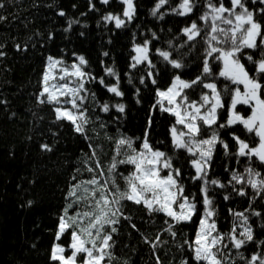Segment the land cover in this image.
<instances>
[{
	"label": "trees",
	"instance_id": "trees-1",
	"mask_svg": "<svg viewBox=\"0 0 264 264\" xmlns=\"http://www.w3.org/2000/svg\"><path fill=\"white\" fill-rule=\"evenodd\" d=\"M246 2L253 10L264 7L259 0L255 4L251 0ZM134 3L135 17L128 22L122 15L125 6L120 0H109L108 4L101 3V0H0L3 5L0 7V53H3L0 55V163L4 156L17 161L9 203L0 222V264H53L50 250L59 217L68 203L66 195L70 185L75 183L72 178L75 176L82 180L91 175L85 171L86 166L93 163L88 159L91 155L88 145H93L107 167L114 154L115 140L121 134L133 139L143 137L149 117L152 120L148 128L150 143L174 156V165L183 173L181 179L185 194L194 195L198 211L203 212L200 181L191 178L195 175L189 163L192 157L183 150L174 151L171 144L169 129L174 117L152 107L156 88H166L174 74L179 73L185 80L195 79L201 74L203 43L193 41L185 47L180 45L186 40L181 30L198 18L203 0H199L198 9L191 17H180L171 12L179 0H169L156 16L152 15V10L158 0H134ZM60 12L64 15H59ZM110 13L125 19V26L116 28L114 21H105L104 17ZM161 14L163 19L159 18ZM262 15L258 13L257 18H262ZM69 21L78 23L69 29ZM153 33L156 38H153ZM146 39L151 41L150 58L156 66L153 69L157 80L155 85L147 78L146 65L130 67L131 57L135 55L134 45L143 44ZM169 41H172V47ZM157 48L171 51L173 58L182 60L185 67L174 69L156 54ZM247 51L254 59L260 58L259 49ZM81 55L88 61L85 70L97 78L96 82L86 85L96 94V99L85 105L90 140L77 133L70 122L57 121L53 105L38 101L47 57L62 58L70 64ZM242 62L249 70L254 69L246 59ZM105 68H113L119 74L123 97H116L99 84L101 77L106 84L115 83L114 77L106 75ZM213 68L218 71L215 64ZM250 74L255 75V72ZM141 76L145 77L143 85ZM216 83L220 89L226 84L235 87L223 78L217 79ZM201 91L207 90L199 87L195 92L189 90L190 98L197 99ZM224 99L226 107L220 110L218 123H225L228 118V96L225 95ZM104 103L110 105L107 113L100 108ZM117 103L125 105L124 113L112 107ZM238 109L244 115L249 113L246 107L238 106ZM218 130L220 138L229 144L228 154L220 144L216 145L208 169L209 180L218 179L226 185L224 188L209 186V195L218 212V226L227 232L232 223L229 209H247L254 240H264V193L258 195L251 187L236 184V188L243 187L246 192L245 196H240L229 184L232 172L244 173L249 164L245 157L235 155L237 146L231 134L235 133L250 144L257 143V138L240 125ZM210 134V131L204 133ZM139 142L136 141L137 144ZM44 145L51 150L45 149ZM251 166L264 174V165L255 158ZM129 167L121 165L119 170L124 172ZM119 183L123 185L122 180ZM226 195L228 200L224 199ZM122 210L128 219L121 217L115 225L117 231L113 233L115 244L111 264H157V257L161 264H181L183 259L194 264L190 252L186 247L182 250L180 245L185 237H192L196 224L176 225L177 235L173 239L165 231L168 218L163 213L150 214L143 205L130 201L123 202ZM253 210L261 215H251ZM157 235L163 243L154 251L150 244L145 243L144 237L155 241ZM65 239L63 237L59 242ZM64 246L67 248V244ZM257 250L256 244L250 243L240 251L248 257ZM259 250H264V247ZM231 255L235 257L234 249ZM236 264L244 262L237 260Z\"/></svg>",
	"mask_w": 264,
	"mask_h": 264
},
{
	"label": "snow or ice",
	"instance_id": "snow-or-ice-1",
	"mask_svg": "<svg viewBox=\"0 0 264 264\" xmlns=\"http://www.w3.org/2000/svg\"><path fill=\"white\" fill-rule=\"evenodd\" d=\"M120 2L125 5L123 17L131 22L136 13L134 0ZM256 2L257 0H251L252 4ZM101 3L108 4L109 0H101ZM167 3L169 0H158L152 15L156 16ZM259 3L264 5V0H259ZM198 4L199 0H179L171 8V12L176 16L191 17L198 9ZM0 7L3 5L0 4ZM258 13L264 14V7L253 10L246 0H228L227 4L225 0H203L198 18L191 20L181 30L186 40L180 45L185 47L193 41L203 43L201 74L192 80L183 79L179 73L174 74L166 88H156L155 91L153 109L174 117V123L169 129L173 150H183L192 157L189 163L195 175L191 178L193 181H200L203 212L198 211L196 197L185 194L181 179L183 173L181 168L174 165V156L150 143L148 128L151 127L152 120L149 117L143 137L133 139L121 134L115 140L114 154L107 167L101 162L93 145H88L91 152L88 159L93 163L87 165L85 171L91 175L82 180H77L75 176L72 178L75 183L70 185L66 195L68 203L59 217L55 241L50 250L53 264H111L115 244L113 233L117 231L115 225L121 217L128 219L124 217L122 210L124 201L143 205L150 214L163 213L168 218L165 220V231L173 239L177 235L174 230L176 225L196 224L192 237H185L180 245L182 250L186 247L190 252L194 264H236L237 260L244 264H264V250H259L264 247V240H254L249 215L246 214L249 210L229 209L232 216L231 227L227 232L221 231L217 221L218 212L209 195V186L224 188L226 185L218 179L208 178L216 145L220 144L225 154H228L229 144L220 138L218 129L242 125L248 133L254 134L257 143L250 144L235 133L231 134L237 146L235 155L245 157L249 164L244 173L232 172L229 184L240 196H245L246 192L243 187L236 188V184L249 186L258 195L264 193V174L251 166L253 158L264 165V15L258 19ZM59 15L63 16L64 13L60 12ZM159 18L163 19V14ZM104 20L114 21L116 28L125 26V19L111 13ZM74 23L78 21H69V29ZM152 35L156 38L155 33ZM150 44L151 41L146 39L143 44L134 45L135 55L131 57L130 67L146 65L147 78L155 85L157 80L153 69L156 66L150 58ZM169 46L172 47V41H169ZM257 49L260 50V58L254 59L247 50ZM156 54L174 69L185 67L182 60L173 58L171 51L157 48ZM104 55L107 56L108 53L105 52ZM245 59L254 65V69L246 67L242 62ZM213 64L218 71H214ZM87 66L88 61L82 55L77 56L70 64L62 58L48 56L41 76L38 101L53 105L57 121L70 122L77 133L90 140L87 136L89 117L85 105L94 101L96 94L86 85L96 82L97 78L85 70ZM251 71L255 75L250 74ZM105 73L114 77L115 83L106 84L101 77L99 84L116 97H123L119 74L113 68H105ZM220 78L236 87L226 84L220 89L216 83ZM128 82H132L130 78ZM140 83L145 84L144 76H141ZM197 87L207 91H201L197 99L190 98L189 90L195 92ZM225 95L228 96V118L225 123H218L220 110L226 107ZM238 106L246 107L249 114H242ZM112 107L119 113L125 111L123 103ZM100 108L105 113L110 111L108 103L100 105ZM101 127L105 125L101 124ZM208 131L211 134L204 135ZM137 140L140 141L139 144L136 143ZM43 147L51 150L47 145ZM121 165L130 167L121 172ZM120 180L123 185L119 183ZM224 199L228 200L229 196L226 195ZM251 215L259 217L261 213L253 210ZM194 217H198V220H194ZM63 237L66 239L59 242ZM144 241L154 251L163 243L159 235L155 241H150L147 237H144ZM250 243H255L258 250L246 257L240 250ZM233 249L235 257L231 255ZM66 252L70 254L66 255ZM157 264H161L159 257ZM181 264L190 262L183 259Z\"/></svg>",
	"mask_w": 264,
	"mask_h": 264
},
{
	"label": "rangeland",
	"instance_id": "rangeland-1",
	"mask_svg": "<svg viewBox=\"0 0 264 264\" xmlns=\"http://www.w3.org/2000/svg\"><path fill=\"white\" fill-rule=\"evenodd\" d=\"M240 87L242 89V86ZM16 163V159L11 160L7 156H4L2 162L0 163V222H2V219L4 218L6 208L9 203L10 193L12 191L14 181V172L16 170ZM10 174H12V176Z\"/></svg>",
	"mask_w": 264,
	"mask_h": 264
}]
</instances>
